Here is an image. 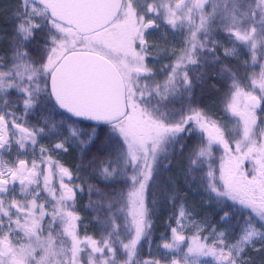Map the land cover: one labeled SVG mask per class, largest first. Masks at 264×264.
I'll return each mask as SVG.
<instances>
[{"label":"snow or ice","instance_id":"obj_1","mask_svg":"<svg viewBox=\"0 0 264 264\" xmlns=\"http://www.w3.org/2000/svg\"><path fill=\"white\" fill-rule=\"evenodd\" d=\"M0 264H264V0H0Z\"/></svg>","mask_w":264,"mask_h":264}]
</instances>
